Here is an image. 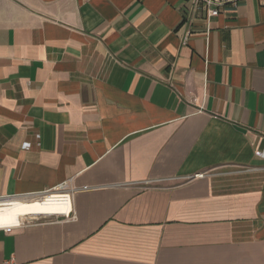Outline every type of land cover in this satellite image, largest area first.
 Returning a JSON list of instances; mask_svg holds the SVG:
<instances>
[{
  "label": "crops",
  "instance_id": "1",
  "mask_svg": "<svg viewBox=\"0 0 264 264\" xmlns=\"http://www.w3.org/2000/svg\"><path fill=\"white\" fill-rule=\"evenodd\" d=\"M204 17L0 0V196L89 187L0 264H264V0Z\"/></svg>",
  "mask_w": 264,
  "mask_h": 264
},
{
  "label": "bare ground",
  "instance_id": "2",
  "mask_svg": "<svg viewBox=\"0 0 264 264\" xmlns=\"http://www.w3.org/2000/svg\"><path fill=\"white\" fill-rule=\"evenodd\" d=\"M70 209L71 201H51L47 195L44 198H3L0 199V229L19 225L29 217L67 213Z\"/></svg>",
  "mask_w": 264,
  "mask_h": 264
},
{
  "label": "built area",
  "instance_id": "3",
  "mask_svg": "<svg viewBox=\"0 0 264 264\" xmlns=\"http://www.w3.org/2000/svg\"><path fill=\"white\" fill-rule=\"evenodd\" d=\"M193 4L195 5L196 8L200 9L202 6H205V17H204V21L206 23H209V21L218 16L220 10L227 4H232L235 3L236 0H192ZM204 174L200 173V174H195L192 176H189L190 178H198V177H203ZM146 184H149V182H146ZM89 187L88 186H83L81 188H77L76 186H74L71 183L68 182H64L62 184H60L57 188L52 189V190H45L42 191L40 193H30V194H25V195H21V196H17V197H23V198H27V197H40V198H44L47 195V198H50L51 201H57V202H62V201H71L72 204V197L75 191H77L78 189L81 190H87ZM3 198H16V197H2L0 196V199ZM71 209L67 212V213H61V214H55V215H36L34 217H29V219L23 220L19 225L16 226H11V227H5V228H1L3 229L5 232H10L12 228L14 227H19L21 225L24 224H28L30 222H33L34 220H38V219H46L48 217L51 216H60L63 217L65 219H73L74 216L71 215ZM28 220V221H27Z\"/></svg>",
  "mask_w": 264,
  "mask_h": 264
}]
</instances>
